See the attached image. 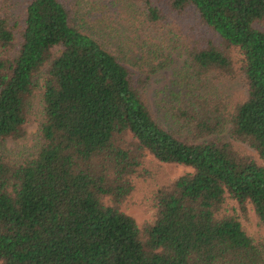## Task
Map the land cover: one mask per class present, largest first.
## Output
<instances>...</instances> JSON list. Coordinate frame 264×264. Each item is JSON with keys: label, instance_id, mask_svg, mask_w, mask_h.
I'll return each mask as SVG.
<instances>
[{"label": "trees", "instance_id": "16d2710c", "mask_svg": "<svg viewBox=\"0 0 264 264\" xmlns=\"http://www.w3.org/2000/svg\"><path fill=\"white\" fill-rule=\"evenodd\" d=\"M139 1L146 16L127 27L78 12L81 0H26L16 17L0 0V146L24 136L42 78L36 149L0 150V264H264V240L228 204L264 223V0ZM164 12L191 21L182 79L202 84L198 102L176 96V129L128 65L158 39L140 26ZM91 22L109 31L94 23L97 39ZM146 155L189 170L153 191V219L138 225L119 204Z\"/></svg>", "mask_w": 264, "mask_h": 264}, {"label": "rangeland", "instance_id": "374dc122", "mask_svg": "<svg viewBox=\"0 0 264 264\" xmlns=\"http://www.w3.org/2000/svg\"><path fill=\"white\" fill-rule=\"evenodd\" d=\"M25 1L15 0V5L12 9L13 17L21 14L25 7ZM145 10L146 8L142 6L139 0H81L78 12L84 13L88 11L91 14L100 13L103 16L106 14L108 17L114 14L118 17H124L123 19L125 20L126 18H131L130 22L128 21L126 24L128 27L134 20L133 15L146 16ZM163 14L162 19L154 22H149V20L150 25L140 26L144 30L151 31L154 37L156 36L158 39L154 44L148 45L150 46V51H148L149 49L138 51V49L132 48L131 52L128 53L129 59L130 61L135 59L136 63H129L128 65L136 77H149L145 88L152 112L163 126L176 129L178 124L173 122L174 120L169 115V110L174 105H179L176 96L186 99L187 105L193 101L198 102L202 99V84L196 81L194 77L192 80L182 79L186 59L184 34L186 35L189 31L187 26L185 27L183 20L186 22L191 21L186 17L169 15L166 12ZM93 17H97V15ZM94 23L97 22H91V24L88 23L86 25L91 27L94 37L100 39L103 32L93 30ZM97 24L106 28L105 23L100 22ZM106 30L109 31L108 28ZM189 34H191L190 31ZM36 81L38 89L27 101L28 121L24 126V136L19 139H8L5 141L4 146H0V150H5L15 159L28 156L37 146L38 131L42 117L41 76H38ZM225 88L228 89L231 96L235 97L241 91L242 86L238 80H234L228 81L225 84ZM196 105L195 108L197 107ZM219 137L226 140L230 139L228 126L220 133ZM127 138L129 139L130 136H127ZM141 162L140 174L131 178V192L119 204L120 209L134 217L138 225L153 219L155 212L152 201L153 191L189 170L182 166L159 163L147 155ZM228 204L229 207H234L235 214L239 217L246 233L253 238L264 240V223L259 221L254 211L248 207L247 213L242 214L234 200H228Z\"/></svg>", "mask_w": 264, "mask_h": 264}]
</instances>
